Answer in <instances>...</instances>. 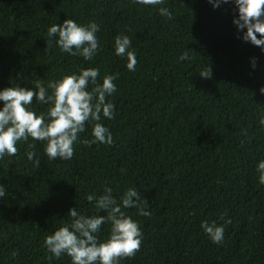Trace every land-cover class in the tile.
<instances>
[{"label":"trees","instance_id":"obj_1","mask_svg":"<svg viewBox=\"0 0 264 264\" xmlns=\"http://www.w3.org/2000/svg\"><path fill=\"white\" fill-rule=\"evenodd\" d=\"M162 6L171 20L132 0H0V88L46 86L89 66L101 76L119 73L110 98L116 116L104 121L112 146L77 144L71 160L50 161L42 142L29 140L39 168L27 161L26 143L0 160V264H71L67 255L50 261L43 239L68 222L69 208L104 215L86 199L104 186L117 197L136 186L151 212L140 217L134 208L122 209L143 231L140 250L122 264H264V185L255 172L264 158V131L257 126L264 53L237 38L230 3L165 0ZM66 18L100 24L102 47L92 61L61 53L54 42L47 47V26ZM117 34L132 40L135 72L114 55ZM184 51L186 61L179 59ZM209 65L212 78H201ZM89 136L90 128L81 134ZM222 213L231 223L217 246L199 225L223 223ZM99 235L107 238V225Z\"/></svg>","mask_w":264,"mask_h":264},{"label":"clouds","instance_id":"obj_2","mask_svg":"<svg viewBox=\"0 0 264 264\" xmlns=\"http://www.w3.org/2000/svg\"><path fill=\"white\" fill-rule=\"evenodd\" d=\"M214 8L221 4H232L233 24L244 43L259 47L264 53V0H208ZM132 3L151 8L161 17L172 19V12L163 7L165 0H132ZM159 6V7H158ZM100 24L96 21L79 23L66 18L62 23H53L46 28V45L53 46L61 53L72 57H82L92 61L101 49L98 33ZM114 55L125 61V68L135 72L138 63L137 54L131 38L126 34H117L113 42ZM189 53L184 51L180 60H188ZM251 66L256 68V58H251ZM201 78L211 79L210 65L200 72ZM119 73L100 74L99 67H82L77 72L64 74L50 80L47 85L36 82L34 87L7 86L0 88V160L15 157L18 143H26V159L34 167H40V156L35 151V143L42 142V155L48 160H71L75 145L89 148L93 145L114 144L111 129L104 123L116 116V105L110 99L117 91ZM264 95V85L258 89ZM35 98V99H34ZM47 105L46 111L37 112L33 105ZM257 126L264 131V112L259 114ZM90 128V136L81 138ZM247 136V133L244 132ZM30 149V150H29ZM255 172L259 185H264V158L258 160ZM5 196V187L0 184V198ZM89 203H95L104 215H87L78 207L69 208L67 223L57 227L52 234L43 239V247L52 258L62 255L71 258V264H122V261L135 256L143 240L141 224L122 209H136V216L150 217L142 193L137 187H128L119 197L113 195V188L103 187L102 194L93 192L86 197ZM222 213L217 220H202L199 227L209 240L220 246L224 242L225 226L231 223ZM107 225L108 236L100 239L102 226Z\"/></svg>","mask_w":264,"mask_h":264}]
</instances>
